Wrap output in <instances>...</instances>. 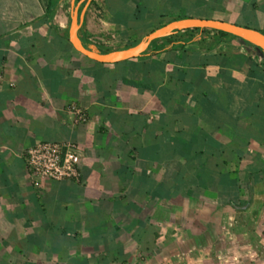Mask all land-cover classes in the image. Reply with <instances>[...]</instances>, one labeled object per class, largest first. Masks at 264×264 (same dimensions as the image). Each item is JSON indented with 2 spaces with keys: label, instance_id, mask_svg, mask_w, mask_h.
I'll return each instance as SVG.
<instances>
[{
  "label": "crops",
  "instance_id": "crops-1",
  "mask_svg": "<svg viewBox=\"0 0 264 264\" xmlns=\"http://www.w3.org/2000/svg\"><path fill=\"white\" fill-rule=\"evenodd\" d=\"M52 3L0 0V264L26 262L19 253L20 240L41 228L45 230L40 237L43 243L59 239L77 247L98 246L92 254L72 253L63 264L74 259L128 264L135 259L133 250L137 253L139 248L147 255L145 248H140L150 241L144 236L147 217L159 242L180 240L183 246L206 248L210 256L230 232L255 224L256 217L264 214V178L253 185L251 194L249 184L239 190V197L249 203L243 211L235 210L230 198L225 205H218L213 192L197 199L181 195L166 199L163 191L166 159L188 165L183 179L200 164L196 159L202 154L204 167L243 169L227 151L229 145L243 142L240 135L244 131L229 122L224 97L218 94L222 109L210 118L212 107L201 102L207 96L183 94L182 83L168 69L172 65L169 56L163 58L164 70H149L148 82L129 75L96 77L65 46L55 43L50 8L47 10ZM60 6L54 17L58 28ZM85 28L83 22L78 31L82 44L98 53L128 49L144 38L99 43L84 35ZM135 33L140 32L129 30L128 40ZM255 48L211 31L206 40L185 49L197 56L237 50L263 60L264 55H258ZM195 68L214 77L220 57L211 66L199 61ZM228 75L245 80L238 72L229 71ZM256 86L257 82L253 89ZM78 111L86 114L83 124L75 123ZM239 116L243 123L253 124ZM46 140L78 147L79 183L46 181L38 189L33 187L25 153ZM249 148L264 154L261 147ZM245 222L251 224L245 227ZM18 229L23 231L21 239ZM151 240L155 242L156 236ZM6 244L12 245L10 250ZM37 252L35 247L33 255H39ZM40 256L39 263L59 261L55 256Z\"/></svg>",
  "mask_w": 264,
  "mask_h": 264
},
{
  "label": "trees",
  "instance_id": "trees-1",
  "mask_svg": "<svg viewBox=\"0 0 264 264\" xmlns=\"http://www.w3.org/2000/svg\"><path fill=\"white\" fill-rule=\"evenodd\" d=\"M258 2L256 5H249L239 0H104L106 10L111 16L108 22L117 30L119 38L124 41L129 39V30L147 33V30L152 29L153 24H161L167 18L180 17L182 15L221 18L218 14H229L233 12L234 8L241 6V8L245 7L248 10L249 15L251 14L250 10L257 9L255 12L256 15L264 18V0L262 2L260 1L261 3ZM49 8L50 5L48 4L47 10ZM214 32L222 36L238 39L227 33ZM52 35L55 43L57 42L58 45L65 46L70 55L77 60L72 54L68 43L53 31ZM138 43L136 42L135 45ZM243 43L254 47L249 43ZM84 46L86 47V45ZM254 59L264 67V59L261 61L257 58ZM169 61L172 65L168 69L174 72L178 80L182 83V92L184 95L188 96L193 94L195 98L200 95L207 96L201 102L204 106L212 107L211 116L209 115L210 118H212L215 112L222 109V104L218 102V99H220L218 94L224 97V101L228 103L227 116L229 122L234 126H239L244 131L240 135L243 142L229 145L227 151L230 153V159L232 161L234 160L239 166L241 165L243 169L241 171H230L223 169V167L221 168L220 165H216L214 169L204 167L201 165V159H203L202 154L196 159V162L200 164L191 168L193 170L192 173L189 177L183 179L188 165L184 166L178 162L166 159L162 166L163 176L165 177L163 183L165 198L169 199L181 195L183 198L197 199L209 191L217 195L216 202L218 205H225L227 198H230L240 205H244L246 200L239 197V190L249 184V193L251 194L253 185L264 178V154L249 148L251 145H256L264 149V69L250 57L240 54L238 51L220 56V68L214 77L205 76L200 69H196L195 67L199 63V59L197 57H189L187 51L170 54ZM165 67L166 63L161 58L139 69L133 70L127 75L134 77V79L137 78L138 80L148 82L149 70H164ZM85 68L96 77L101 76L90 71L87 67ZM229 71L243 74L245 80L241 82L230 77L228 75ZM256 82L257 86L253 89V85ZM215 88H217V91L213 90ZM239 115H244L253 124L249 126L247 123H243ZM219 123L220 119L216 120V124ZM251 126H255V128L253 129ZM219 127L217 125L216 128ZM242 162H245L244 165L241 164ZM144 231L148 233V230ZM21 232L23 231H18L20 239ZM146 232L144 233L145 237L149 239ZM44 233L45 230L41 228L37 232L25 237L26 240H24L25 238L20 240L19 253L26 260V262L20 264H63V260L67 259L72 253L84 255L98 251V246L77 247V245L66 243L59 239L43 243L40 237ZM153 236H157L156 231L153 232ZM146 246L145 250L150 251L152 245L149 240ZM6 247L10 250L12 245L6 244ZM35 247L39 255H33ZM106 251L107 247L104 246V252ZM40 254L55 256L59 261L39 263L37 262V258ZM113 262L115 264H121L117 261ZM67 264L99 263L91 260H86V262L82 263L74 259L70 260Z\"/></svg>",
  "mask_w": 264,
  "mask_h": 264
},
{
  "label": "rangeland",
  "instance_id": "rangeland-1",
  "mask_svg": "<svg viewBox=\"0 0 264 264\" xmlns=\"http://www.w3.org/2000/svg\"><path fill=\"white\" fill-rule=\"evenodd\" d=\"M258 1L262 2V0H257V2ZM64 2L65 0H53L48 12L49 24L52 26L53 32L55 33L54 27L56 25L54 17L60 5V8L63 10ZM256 10L257 9L250 10L251 14L249 15L248 10L240 6L239 8H234L233 12H228L229 14H218V16L237 24L264 30V18L257 16L255 13ZM193 12L195 11L193 10ZM184 16L189 15H182L180 17ZM110 17V14L106 10L104 0H97L87 13L84 22L86 25V32L84 35L88 39H93L99 43L113 42L114 44H119L125 42L119 38L117 30L109 24L108 21ZM155 29L156 28L153 27L151 30H147V33L132 34L130 40L126 41L131 42L138 40ZM188 53L189 57H197L199 61L206 66L213 65V63H216L217 58L222 56L219 54V51L207 52L202 56H197L199 54H193L189 51ZM257 218L260 219V222ZM150 220V217L145 219L148 233L146 231H144V233H147L151 242L154 226L150 223ZM255 220H257V222L249 226V228L230 232V236L227 240L224 239V242L220 240L222 245L219 244L216 247V249H218L216 252L214 250L212 256H210L209 250L206 248L199 249L201 247L183 246L180 240H176L175 243L165 239L159 242V236L157 234L156 241L151 242L152 247L150 251L145 250L147 255L143 256V253H141V250L137 247L139 249L136 248L137 253H134L136 251L133 250L134 261H130L128 264H264V214L258 215ZM244 224L245 227H247L249 223L245 222ZM250 233L254 234L252 235ZM177 245H179V247ZM146 247L147 246H141L140 248L144 249Z\"/></svg>",
  "mask_w": 264,
  "mask_h": 264
},
{
  "label": "water",
  "instance_id": "water-1",
  "mask_svg": "<svg viewBox=\"0 0 264 264\" xmlns=\"http://www.w3.org/2000/svg\"><path fill=\"white\" fill-rule=\"evenodd\" d=\"M96 1L65 0L60 27H54L57 35L68 43L72 54L77 60L96 74L106 77L127 75L133 70L167 57L174 52L187 51L185 48L188 45L206 40L212 30L244 38L264 53V30L262 29L248 27L216 17L184 16L167 18L161 24H153L152 28H159L160 32L154 43L139 53L126 57L120 63H110L92 55L78 38L79 23L85 22L89 9ZM128 42L130 41L123 43ZM239 53L246 55L241 51ZM248 57L260 65L254 57ZM261 67L263 68V66ZM230 202L231 206L237 211H243L249 206V203L240 205L232 200Z\"/></svg>",
  "mask_w": 264,
  "mask_h": 264
},
{
  "label": "built area",
  "instance_id": "built-area-1",
  "mask_svg": "<svg viewBox=\"0 0 264 264\" xmlns=\"http://www.w3.org/2000/svg\"><path fill=\"white\" fill-rule=\"evenodd\" d=\"M86 120L85 113H76L75 123L83 124ZM24 160L34 188H40L46 181L80 182V154L73 143L42 141L26 151Z\"/></svg>",
  "mask_w": 264,
  "mask_h": 264
},
{
  "label": "bare ground",
  "instance_id": "bare-ground-1",
  "mask_svg": "<svg viewBox=\"0 0 264 264\" xmlns=\"http://www.w3.org/2000/svg\"><path fill=\"white\" fill-rule=\"evenodd\" d=\"M82 23L83 22L79 23V29L81 28ZM213 31H217V30H213ZM159 33L160 32H159V28H158V29L154 30L153 32H151L150 34H148L147 36H145L137 45H135L133 47H130L128 49H124V50H120V51H112V52H109V53H98L96 51H91V50H88L83 44L82 45L92 55H94L96 57H99V58H101V59H103V60H105L107 62L115 64V63L121 62L126 57L134 55L136 53H139L140 51H142V50L146 49L147 47H149V45L158 38ZM223 33H225V32H223ZM229 35H232V34H229ZM232 36L240 39L243 42H246V43H249L250 45H252L248 40H246L244 38H241V37H238V36H235V35H232ZM78 38H79V36H78ZM80 42H81V40H80ZM252 46H254V45H252ZM255 49L257 51V54L260 55L261 57H263V54H262L263 52L260 49H258L257 47Z\"/></svg>",
  "mask_w": 264,
  "mask_h": 264
}]
</instances>
